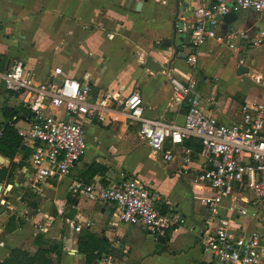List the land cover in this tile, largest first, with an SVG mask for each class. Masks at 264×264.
Returning a JSON list of instances; mask_svg holds the SVG:
<instances>
[{"label":"crops","instance_id":"obj_1","mask_svg":"<svg viewBox=\"0 0 264 264\" xmlns=\"http://www.w3.org/2000/svg\"><path fill=\"white\" fill-rule=\"evenodd\" d=\"M139 3L142 4L140 10L137 9ZM196 5L194 0H187L186 5H182L179 20L184 23L182 30L177 31L180 54L187 53L189 49ZM234 12L236 19L230 23L223 21L216 29L217 36L210 38L197 51L199 59L204 56L211 58V65L209 62L206 66L198 65V68L192 69L185 57H170L173 50L168 41L174 38L175 13L164 0H0V122L4 119L1 108L5 102L10 106L21 103L19 97L11 96L1 84L2 75L14 59L22 60L37 80L50 78L58 66L67 76L83 81L88 77L93 83L94 96H101L107 90L121 89L124 95L136 90L145 102V114L166 122H181L186 113L185 104H179L173 97L167 72L184 80L197 76L198 93L206 113L223 122H237L241 119V112L239 117L232 119L226 107L209 106L207 97L210 90L208 82L205 83L215 71L219 91L231 93L228 101L237 97L236 93L247 96L242 99L245 100L243 104L257 101L247 91H229L227 87L232 81L242 79L238 77H244L245 74L238 75L236 72L241 64L249 67L252 75H264V46H244L242 40L237 39L232 41L239 46L234 50L229 47L226 36L230 30L247 31L255 36L260 29H264V12L253 9H237ZM44 43L55 44L54 50L46 51L47 61L38 56ZM55 52L58 58L49 62L51 58L48 56H54ZM160 53L168 57L164 58ZM148 56L163 58L165 62L171 60L170 68L161 72L143 70L141 64ZM114 60L119 61V74L126 77L121 81L117 77L116 81L108 82L105 73ZM260 102L264 103V94ZM89 125L94 129L87 137L88 150L71 174L33 189H45L53 195L54 211L41 213L40 218L45 223L42 232L46 238L63 240L61 264H88L78 245L79 237L86 233L96 235L100 241L102 252L96 260L98 264H218L203 243L207 210L202 198L210 191L192 186L189 183L190 174H179V152L170 162L153 158L139 136L138 126L124 120L111 124L90 121L86 123V130ZM103 133L107 134L104 137V140L108 138L107 145L100 140L99 136ZM93 141H96L95 147L91 149ZM19 158L21 155H18ZM93 162L106 165L109 170L105 175L96 174L86 181L90 175L86 169ZM195 166L198 167V164ZM22 172L26 177L30 175V170L25 172V168ZM122 172L136 176L151 186L161 197L157 200L160 210L163 213L180 211L187 217L186 224L156 235L142 225L119 221L112 202L91 201L85 195L70 190L72 182L78 179L115 184L121 179ZM17 176L19 178L20 175ZM2 213L3 209L0 217ZM2 221L1 218L0 261L5 260L15 247L36 252L34 238L37 229L31 230V225L25 224L9 232L6 221ZM78 224L82 226L80 231H76ZM28 240H32L31 243Z\"/></svg>","mask_w":264,"mask_h":264},{"label":"built area","instance_id":"obj_2","mask_svg":"<svg viewBox=\"0 0 264 264\" xmlns=\"http://www.w3.org/2000/svg\"><path fill=\"white\" fill-rule=\"evenodd\" d=\"M194 1L197 5L186 53V62L192 69L197 68L198 49L217 36L216 29L228 12H264V0ZM226 37L234 50L239 48L232 42L237 39L244 46H264V29L255 36L230 30ZM167 74L174 99L186 106L181 122L147 116L145 102L136 90L125 95L121 89L107 90L94 96L88 77L83 81L67 76L58 66L50 78L37 80L22 60H12L2 78L5 88L18 93L30 112L14 126L24 146L31 150L26 167L27 172L30 170L31 186L38 189L40 184L71 174L89 147L87 122L111 124L124 120L138 126L139 136L153 158L170 162L179 152V174H190L192 186L210 191L202 198L207 210L203 243L218 264H264V103L246 102L239 121L223 122L203 109L197 76L184 80L170 71ZM257 81L264 85V75H259ZM188 140L201 149L187 145ZM70 190L91 201L112 202L119 221L142 225L156 235L187 222L178 210L163 213L157 205L159 193L125 172L115 184L78 179ZM75 227L76 231L82 229L80 224Z\"/></svg>","mask_w":264,"mask_h":264},{"label":"trees","instance_id":"obj_3","mask_svg":"<svg viewBox=\"0 0 264 264\" xmlns=\"http://www.w3.org/2000/svg\"><path fill=\"white\" fill-rule=\"evenodd\" d=\"M9 94L11 96H19L18 93L10 91ZM242 102H245V100ZM1 112L4 119L0 122V154L9 158L11 162L9 165H0V183L7 185L14 184L18 171L29 166L28 160L31 150L24 146L14 124L20 119L27 118L30 112L23 103L10 106L8 102L4 103ZM186 144L195 147L197 150L201 149V146L193 140L186 141ZM18 155H21V158L17 159ZM86 170L90 174L87 176L86 181H90L91 177L96 174L105 175L109 167L98 162H93ZM40 200L41 195L32 188L31 190L27 188L22 196V201L33 209H38ZM12 222L13 217L10 218L7 228H12ZM25 224L24 222L22 225L24 226ZM34 243L37 245L35 253H31L21 247H15L5 260L0 261V264H61L64 248L63 240L46 238L44 232H38L34 238ZM78 245L79 252L85 254L88 264H98L96 260L100 257L102 250L99 248L100 241L96 235L92 233L81 235Z\"/></svg>","mask_w":264,"mask_h":264},{"label":"rangeland","instance_id":"obj_4","mask_svg":"<svg viewBox=\"0 0 264 264\" xmlns=\"http://www.w3.org/2000/svg\"><path fill=\"white\" fill-rule=\"evenodd\" d=\"M227 43V41H226ZM158 46V45H155ZM43 50L40 53V55L43 58L44 61H47V55H46V51L48 50H54L55 48V44L53 43H44L43 46L41 47ZM189 50V49H188ZM57 52H55V55L53 56V54H50L48 57H50L51 59H49V62H53L56 58H58V55H56ZM228 54V53H227ZM226 54V55H227ZM199 55V54H198ZM233 59H235V57H233ZM212 59L211 58H200L198 56V62H197V68L198 65H207L206 63H209V65H211ZM119 61L114 60V62L110 65L108 71L105 73L106 75V80L108 82L111 81H116V78L119 77L120 80H123L126 76L125 75H120L118 70H119ZM213 69V67H212ZM211 69V70H212ZM220 70V69H219ZM253 73H249V74H245L243 75L244 77H238V78H242L240 79V81H232V84H230L227 89L229 91L231 90H242V92H248L250 97L252 99H255L257 101H260L263 97L264 94V85L260 84L257 81L258 75ZM199 78H201V76H199ZM209 79L205 80V83L208 82V88L210 90V94L207 97V102L209 103V106L212 107H226L227 108V113L232 117V119H236L237 117H239V114L241 112L242 109V99L246 98L247 96L243 95L242 93H236L237 97L230 99L228 101V98H231V93H229L228 91H226V93H222L221 91H219V89L217 88V83L218 81H215L216 76H215V71L214 73L208 77ZM204 83V84H205ZM1 84L3 86H5L4 81L1 82ZM211 86V87H210ZM216 88V89H215ZM215 89V90H214ZM120 90V89H119ZM214 91V92H212ZM93 129L94 127L89 125L87 127V137L88 135H91L93 133ZM107 136L106 133H103L101 136H99L102 141L103 145H107L108 144V138H106L104 140V137ZM95 142L93 141L92 144V148L94 149L95 147ZM94 151V150H93ZM29 163V160H28ZM26 168V167H24ZM23 168V169H24ZM23 169L18 171L17 175H20L19 178L18 176L15 179V182L19 183V186H15V182L14 184H2L4 186V190L2 191V194L0 195V211L1 209H3V213L0 217V220L2 218V220L6 221V223L8 224L9 220L11 217H13V222H12V228H7L6 225V230L9 232L15 231L17 229H19L21 226H23L22 224L25 222L26 224L31 225V230L33 229H37L38 232H42V230L44 229V225L45 223L42 221V218H40V214L42 213H52L53 207H52V203L54 202V198L52 197V193L45 191V189L42 191L37 190L36 192L38 194L41 195V200H40V204L38 209H33L32 207L27 206L23 201H22V196L25 193L26 189H33V187L31 186V180H29V178H27L25 176V173L23 174ZM46 194V195H44ZM44 199H46V201L44 202ZM39 214V217H38ZM36 217H38L37 221ZM2 221V223L4 222ZM252 226V224H250V227ZM32 240H28L29 243H31ZM211 252V250H209ZM212 253V252H211Z\"/></svg>","mask_w":264,"mask_h":264},{"label":"water","instance_id":"obj_5","mask_svg":"<svg viewBox=\"0 0 264 264\" xmlns=\"http://www.w3.org/2000/svg\"><path fill=\"white\" fill-rule=\"evenodd\" d=\"M166 3H167V6L168 8H170L174 13H175V27L173 29L174 31V38L173 40H170L168 41V46L171 47L173 50V54L170 56L171 59L175 58L177 55H181L182 57H185L187 56L186 53H182L180 54L179 53V43L177 42V31L179 29L182 30L183 28V21L180 19L179 20V17L181 16L182 12H183V6L182 5H186L187 3V0H164ZM141 3L138 4L137 6V9L140 10L141 8ZM237 17V14L236 12L234 11H230L228 12L224 18H223V21L226 22V23H230V22H233ZM157 49V47H156ZM162 57H168L167 54H164V53H160ZM170 61H166L160 58H157L155 59V57L153 56H148L141 64V67L143 70H149V71H152V72H161V71H164L166 70L167 68H170ZM250 71V68L241 64L239 65V67L237 68V74L238 75H243V74H246V73H249ZM0 164L1 165H9L10 164V159L9 158H6L5 156H3L2 154H0ZM25 171H26V168H25ZM27 177H29V174H27ZM15 186H19V183L18 182H15ZM4 190V186L0 183V195L2 194V191ZM160 237V236H159ZM159 239V238H158ZM163 238H161L162 240Z\"/></svg>","mask_w":264,"mask_h":264}]
</instances>
